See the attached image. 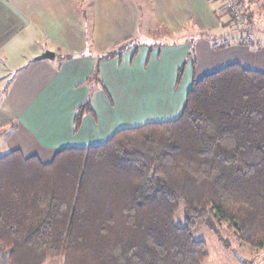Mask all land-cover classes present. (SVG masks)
<instances>
[{"label":"trees","instance_id":"1","mask_svg":"<svg viewBox=\"0 0 264 264\" xmlns=\"http://www.w3.org/2000/svg\"><path fill=\"white\" fill-rule=\"evenodd\" d=\"M88 111V102L77 110L75 129ZM215 223L264 251V75L237 64L193 80L175 120L61 149L45 164L19 151L0 155L9 264H204L193 231Z\"/></svg>","mask_w":264,"mask_h":264},{"label":"crops","instance_id":"2","mask_svg":"<svg viewBox=\"0 0 264 264\" xmlns=\"http://www.w3.org/2000/svg\"><path fill=\"white\" fill-rule=\"evenodd\" d=\"M242 1L248 43L239 41L218 0H149L159 39L102 59L117 44L136 41L141 12L135 0H0L6 153L45 164L61 149L97 146L120 130L177 119L193 80L228 65L264 75V0ZM224 38L236 42H213ZM45 51L54 53L52 61H34ZM86 102L89 111L75 129Z\"/></svg>","mask_w":264,"mask_h":264},{"label":"rangeland","instance_id":"3","mask_svg":"<svg viewBox=\"0 0 264 264\" xmlns=\"http://www.w3.org/2000/svg\"><path fill=\"white\" fill-rule=\"evenodd\" d=\"M138 2L140 6L141 12V26L140 31L137 34L136 40L143 43L153 44L156 40L159 39V33H152L155 29L156 21L154 18V12H152V6L149 4V0H135ZM246 17V16H245ZM231 18V17H230ZM229 25L233 27L235 30H239L237 35H239L241 42H250L251 41V31L246 28L244 18V23L241 25H237L232 21ZM237 37V38H239ZM154 38V40H151ZM236 38V37H235ZM225 40H214L215 44L225 45L226 43H230L231 41L236 40L231 38H224ZM2 136L0 138V154L6 153L8 151L6 145L7 136L10 134V130L1 131ZM182 210L180 209L176 216L177 222H182ZM193 237L196 240H201L205 243L206 252H207V260L204 264H240L237 257H241L243 260L245 259L244 264H264L262 260L264 258H260L263 256L264 251L260 249L252 248L248 245H243L238 241L233 230L226 224H216L213 228H209L206 226L196 228L193 231ZM0 252L2 256H4L5 263L7 262V254L0 247ZM3 259V257H1ZM4 261H1V263ZM6 264H9L8 262ZM46 264H63V258H55L46 262Z\"/></svg>","mask_w":264,"mask_h":264},{"label":"built area","instance_id":"4","mask_svg":"<svg viewBox=\"0 0 264 264\" xmlns=\"http://www.w3.org/2000/svg\"><path fill=\"white\" fill-rule=\"evenodd\" d=\"M221 9L225 13H229L232 21L237 25L244 23L245 12H243L242 0H218Z\"/></svg>","mask_w":264,"mask_h":264},{"label":"water","instance_id":"5","mask_svg":"<svg viewBox=\"0 0 264 264\" xmlns=\"http://www.w3.org/2000/svg\"><path fill=\"white\" fill-rule=\"evenodd\" d=\"M54 58V53L50 52V51H45L42 54H40L39 56L34 58V61H39V60H47V61H52ZM240 264L243 261V259L241 257H237Z\"/></svg>","mask_w":264,"mask_h":264}]
</instances>
